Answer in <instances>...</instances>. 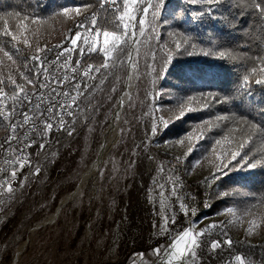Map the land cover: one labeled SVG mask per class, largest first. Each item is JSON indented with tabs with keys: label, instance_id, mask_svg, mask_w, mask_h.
Returning <instances> with one entry per match:
<instances>
[{
	"label": "trees",
	"instance_id": "1",
	"mask_svg": "<svg viewBox=\"0 0 264 264\" xmlns=\"http://www.w3.org/2000/svg\"><path fill=\"white\" fill-rule=\"evenodd\" d=\"M256 2L264 6V0L253 3L225 0L213 6L211 15L197 17L195 13L207 11V4L163 0L160 6L158 0L151 1L158 7L146 17L148 23L137 50L134 90L123 112L118 144L112 149L114 161L133 165L132 176L123 180L119 174L117 181L110 179L105 184L103 205L99 183H96L95 200L91 199V187L86 185L81 197L66 204L56 222L45 229L39 239L43 248L39 253L35 249L28 264H108L112 259L107 258V252L112 247L116 248L118 259L115 264H128L132 259H137L138 264H154L163 253L156 255L154 250H164L170 239L157 232L160 221L156 208L147 198L152 175L147 174L145 167L151 156L170 166L173 160L185 157L189 133L197 148L194 152L197 167L190 181L185 182L184 199L188 205L194 204L193 216L197 220L208 221L199 232L211 224L217 225L199 238L201 249L205 253L209 251L205 256L210 264L215 261L264 264V135L247 129L242 132L243 126L231 120H217L219 116L235 114L264 129V111H261L264 87L254 83L260 78V67L264 64V16L255 9ZM85 5L87 11L79 16L73 13L71 19L57 15L63 8ZM93 15L101 32L118 31L115 22L118 13L109 11L107 4L101 8L99 0H0V42L13 55V60H8L0 52V87L4 90L0 99L15 96L17 89L12 80L20 85L27 82L24 78L27 77L33 84L39 83L42 76L32 60L37 55L36 49L51 47L58 41L71 46L66 37L77 32L88 37L89 32L77 25L85 24L91 29ZM5 27L18 37L17 41L3 35ZM95 35L93 30L90 38ZM25 37L30 41L29 46L23 43ZM185 37H191V43L196 44L195 49L188 47V51L196 54L188 56L183 50L176 53L175 41ZM13 43L19 52L12 48ZM202 50L212 55L204 56ZM219 51L225 52V59L214 58ZM169 52L174 58L167 65ZM126 53L127 47L119 65L107 71L103 69V56L74 51L76 59L94 66L93 75L73 95L75 103L91 95L96 105L94 115L80 128L75 139L34 176L13 213L0 226V264L12 263L17 246L27 238L28 230L52 214L62 197L74 191L77 179L94 159L124 88ZM97 68L99 72L95 71ZM253 68L257 69L256 73H252ZM245 75H250L252 82L247 93L241 87ZM102 79V86L96 91ZM209 91L217 94V100L205 97ZM150 104L156 107L152 112ZM181 104L186 115L177 119ZM189 108L193 110L187 111ZM151 114L158 117L154 135H151ZM59 133L60 126L44 136L38 135L26 156L28 163L32 164L46 152ZM217 140L222 143L217 145ZM179 141L182 145L176 146ZM241 143L245 144L242 150ZM232 151H241L242 156L246 153L249 162L260 163L248 169L238 168L237 162L232 161L228 168L218 171L217 165L223 167L222 160L223 164L231 161ZM192 155L186 158L187 162ZM13 170L16 176L9 175L11 181L18 182L26 173L25 167ZM100 206L102 209L97 214ZM223 215L229 219L227 225L221 221ZM252 220L259 226L254 229L258 238L250 244L245 236ZM175 224L186 226L181 213L176 216ZM86 226L90 231L88 241ZM217 241L219 247L213 249L211 245Z\"/></svg>",
	"mask_w": 264,
	"mask_h": 264
},
{
	"label": "rangeland",
	"instance_id": "2",
	"mask_svg": "<svg viewBox=\"0 0 264 264\" xmlns=\"http://www.w3.org/2000/svg\"><path fill=\"white\" fill-rule=\"evenodd\" d=\"M118 8H120L122 10L123 4H120ZM136 15L139 18L141 16V13L137 12ZM145 27H146V25H145ZM137 31L139 33V27L138 26H137ZM130 32H131V30H130ZM119 34H122V29H121V33H119ZM90 39L97 42L100 47L104 46L103 45V39L104 38H103L102 34L99 37H97L95 35V36L91 37ZM130 45H131V42L128 43L127 45H122L120 47V49L114 53L113 58L109 61V66L107 68L103 67V69L108 71V70H111L112 68H115L117 65H119V63L121 62V59L123 57V55H122L123 51L127 47V53L125 54V57H124L125 67L127 70V59H128V53L130 50ZM71 47H72V45H71ZM80 47L86 48L87 46L83 43V41H81ZM137 50H138V48H137ZM77 51L79 54H82L79 51V49ZM91 53H98L100 56H103L104 60H105V55L103 53H101L100 51H95V52H91ZM84 54H87V51H85L82 55H84ZM137 61H138V55H137V51H136L135 58H134L136 75H137ZM127 73H128V70H127ZM125 78H126V76H125ZM136 78H137V76H135V80H136ZM103 80L104 79H102L98 82L99 87L96 89V91H98L101 88ZM124 81H125V79H124ZM134 83H135V81H134ZM123 84H124V82H123ZM20 85H23L24 91H30L34 88H37V86H36L37 84H33V83L29 84L28 82H22ZM18 91L19 90L17 89L15 95L18 93ZM152 106H153V104H150V106H149V108H150L149 110H151V112H152V109L155 110V108H156L155 106H153V107ZM95 109H96V105H95L94 101L91 99V95H89L88 97L83 98L82 100L75 103V105L71 109L72 115H70L69 118L64 120V127L63 128L60 127V133H59L57 139L55 140V142L52 143V145L46 150V152L39 155L37 157L36 161L32 162V164L29 165V170L28 171L26 170V173L24 174V176L22 177L21 180H19L18 182L12 181L11 186L13 187V189H15V193L13 195L7 197V198H4L3 200H0V226L4 223V221L7 219V217L13 213L14 209L18 205V202L20 201L24 192L26 191V186L34 178V176H35L34 173L36 172V170L41 169L44 166H46V164L48 162L52 161L53 158L57 155V153L60 152V150H62L64 147L68 146L75 139L80 128L85 123L89 122V120L92 118V116L94 115L93 113L95 112ZM150 118H151V126L153 127L152 131H151V135H154L157 128H158V124H157L158 117L156 115L151 114ZM121 121H120L119 125L121 124ZM0 122L2 124V131H3V129L5 128L4 126H6V125H4L2 120H0ZM108 125H109V123H108ZM161 125H163V124L161 123ZM161 125H159V127ZM107 127L103 131L101 138H100V141L104 135V132L107 130ZM119 127H118V132H117L116 138L113 142L114 144L111 147V149L109 150V152L106 154V156H105L106 158L104 159L102 165L99 167L97 173L94 176L90 177V179L88 181H86L84 184L81 185V189L78 192H76L74 197L69 198V196L73 192L69 193V194L62 197V199L59 201L58 205L65 202V201L68 204L72 201H75L77 198L81 197L82 192L86 188V185H89L91 187L92 194H93V196H91V199L95 200L96 199L95 194H97V192H98V187H96V183H99L100 190H102V192L100 193V195H101L100 201H101V204L103 205L106 202L105 201V184L107 182H109L110 179H112L113 182L117 181L116 178H118L117 176L119 174H122L123 180L126 178H130L132 176L133 165L120 164L117 161H114V159L112 157V149L118 144V140H119V130H121ZM154 129H155V131H154ZM70 132H71V135H69ZM1 134H2V132L0 133V135ZM100 141H99V143H100ZM100 144H99V146H100ZM185 144H186L185 145V151H184L185 157H183L182 159L173 160L174 162H172L171 166H170V163L165 162V161H161V160L157 159L155 156H151V157H149L148 162H147L146 167H145V169H146L145 171L147 172V174L150 173L152 175L150 182H149L150 186H149V189L147 191V194H148L147 198L150 201V204L156 208L155 212H156V214L159 218V221H160L159 226L157 228L158 229L157 232H159L163 237L167 236V238L170 239L168 244L165 246L163 253L158 257L159 259H157L154 262V264H193L191 257L178 258L179 253H178L177 249L182 248L184 246V241H178L177 238L179 236H181L183 234V232L188 230L189 228L193 229L194 232H199L201 226L205 225L208 222V221L205 222V221L197 220L195 218V216H193L194 204H193V206L188 205V203L184 199V196L186 194V190L184 188L186 185L185 182L190 181V179L192 178V176L194 174L195 168L197 167L196 155L194 154L195 150L197 149L195 142H193V140L189 139V140H187V142ZM181 145H182V143H180V142H178L176 144V146H181ZM99 146H98V148H99ZM176 146H175V148H176ZM189 148H194V150L191 152L193 154L191 156V159L188 160V162H187L186 158L189 157L191 154L190 153V154L186 155V153H188ZM96 152H97V150H96ZM95 155H96V153H95ZM95 155H94V157H95ZM182 168H183V170H182ZM104 169H105V172H107V174L105 176H104V172H103ZM84 171H83V173H84ZM181 172L183 174H181ZM81 176H82V174L77 179L76 185L78 184ZM75 188H76V186H75ZM64 207L61 208L60 212L62 211V209ZM101 209H102L101 206L98 207L97 214ZM178 213H181L185 218L186 226L184 228L182 226L178 227L175 224L176 223V216H178ZM52 214H49L47 216V218L38 222L37 224H35L33 226V228L28 230L27 238L25 239V240H27V244H26L25 248H23V251L20 253V257L17 260L18 261L17 264H28L30 262L29 260L31 259L32 255L34 254L35 249H37V253H39V251L43 248V244L39 242V239L43 236L45 229L48 228L49 226H52L56 222V220L58 219L57 218L56 220L51 221L49 218ZM165 218H167V221H168L166 228H165ZM222 220L225 221L226 225L229 223V219L226 215L222 216L221 221ZM43 223H48V224L46 226H40ZM90 223L91 222L89 221V224ZM88 226H86V230H87ZM171 226L173 228H175L176 230H172V228H170ZM201 237H199V238H201ZM89 238H90V231L87 230L86 235H85V240L88 241ZM257 238H258V235H257L256 230H254L252 232V234H249L247 232L246 236H245L246 241H248L250 244L255 242ZM24 241L17 246L15 254L17 253L19 248L21 246H23ZM174 242L177 245L176 248L172 247ZM200 243L201 242L199 239V246L196 250V262H195V264H210V261H208V258L205 256L209 251L205 253L201 249ZM115 249H116L115 247H112L107 252V255H108L107 258L110 257L112 259L110 261H107L108 264H115L118 260L116 257ZM15 254H14V256H15ZM77 258H78V255H77ZM136 261H138V260L132 259L128 262V264H138V263H136ZM220 262L221 261H215L213 264H219Z\"/></svg>",
	"mask_w": 264,
	"mask_h": 264
},
{
	"label": "snow or ice",
	"instance_id": "3",
	"mask_svg": "<svg viewBox=\"0 0 264 264\" xmlns=\"http://www.w3.org/2000/svg\"><path fill=\"white\" fill-rule=\"evenodd\" d=\"M225 0H188V3L196 5V4H207L209 7L207 9V11H203V12H197L194 15H196L197 17L203 16L204 14H212V10H213V6L215 5H220L222 3H224ZM250 3H253L254 0H249ZM100 6L101 8L104 7L105 4H112V5H120L123 4V9L121 10L120 8H115L114 11L116 13H118V15L116 16V26H117V30L118 31H103L101 33L100 30L97 29V17L95 15H93L92 17V27L91 29L88 28L87 25L85 24H78V27H83L85 28L88 32H89V36L85 37L82 33H75L74 35H68L66 38L70 41V44L72 45L71 48L68 49H64L63 45H54V48L57 49H62L58 55H57V60H59V58L63 55H65V52L68 51H77L79 49V51L83 54L85 51L91 53V52H95V51H100L101 53H103L105 55V64L103 65V67L107 68L109 66V61L113 58L114 53L120 49V47L122 45H127L130 42H135V33H136V29L137 26L139 27V31L141 33V35L143 34L144 31V27L145 25L148 23L146 17L147 15L152 11V9L157 8V5H154L151 3V0H99ZM163 0H158V5H162ZM254 7L255 9L260 12L262 14V16H264V6H262L261 3H254ZM88 6H80V7H76V8H63L62 11L60 13H58L57 15L59 16H63L66 18H73L71 14L75 13L76 16H79L82 12L87 11ZM140 12L141 16L138 18L136 13ZM153 15H156V12H152ZM36 22V21H34ZM122 29V34H119V30ZM93 30H96V36L99 37L101 34L103 35V47H100L98 45L97 42L93 41L90 39L91 36V32ZM131 30V32H130ZM4 36H11L13 41H17L18 37L13 34L11 31L8 30L7 27H5L4 32H3ZM81 41H83V43L87 46L86 48H81L80 47V43ZM23 43L25 46H29L30 41L27 39V37H25V39L23 40ZM12 48L16 50V52H19V49L16 47V44L13 43ZM192 47L193 49L196 48V44L195 43H191V37H185L183 40H177L175 41V49H176V53H180L181 50H183L184 52L187 53L188 56H192L196 53L192 52V51H188V47ZM50 51L49 48L45 47L43 49L41 48H37L36 52L37 55L32 57V60L35 63L36 67L39 68H43V64L44 61L42 60L41 56L39 55V53L41 52H48ZM0 52H3V55L5 57H7L8 60H13V55L9 52L4 50V47L2 45V42H0ZM202 54L204 56H209L212 55V52L210 51H203L202 50ZM174 55L173 53L169 52L167 54V59L165 61V63L167 65H169L171 63V61L173 60ZM214 58L216 59H225L226 58V54L224 51H219L218 55H216ZM129 60L131 61V54L129 56ZM79 63V62H77ZM65 64H67V61H65ZM63 67V65H62ZM92 65H89V68L83 73V75L88 76L92 70H93ZM133 67H135V65H133ZM100 69H95V71L99 72ZM166 70V68L164 69V71ZM73 71H75V69H73ZM257 69L253 68L252 69V73H256ZM260 78L255 79L254 83L257 86H262L264 87V64L261 65L260 67ZM27 82L29 84L32 83V81L30 79H27V77H24ZM9 79L11 80V77H9ZM70 79L69 77H65V80ZM13 86L18 89V93L16 96L12 97V99L14 100H19L21 98L20 94L23 93L24 96L26 97V93L24 91V87L23 85H18L15 83L14 80L11 81ZM2 83V82H0ZM57 83H59V81H57ZM47 85H45L46 87ZM242 89L245 90V93H247L251 87H252V82L250 81V75H245L243 77V83L241 85ZM3 88L0 87V94H3ZM205 97H211L212 100H217V94L213 93L211 91H209L208 93L205 94ZM202 97V98H205ZM73 104L76 101V97L73 96L71 97ZM191 99V98H189ZM43 100L41 101V104L36 105V109L39 110L40 107L43 104ZM0 105H3V99H0ZM61 107V108H68L71 109L72 104H59V105H54L52 108H47L44 111L45 112H51L54 111L55 107ZM207 106V105H206ZM192 108H189L187 111H192ZM261 111H264V109H262ZM44 113H40L41 118L43 117ZM68 115H72L71 111L68 112ZM186 115V112L183 110V104H181V111L179 113V116L177 117V119L183 118ZM0 116H2L4 119H10V113L8 112L7 109V105H3V107H0ZM218 121H228L231 120L234 123H239L241 124L243 127L240 129L242 132L247 130L252 131L253 133H260L261 135H264V129H262L260 127V125H258V123L253 122L252 120L248 119L247 117H240L237 115H232V116H219L217 117ZM205 123H208L207 121ZM32 124L33 126V130L37 131L38 134L40 136H44L45 133H47L48 131H50L53 127V124L48 122L47 120H44L42 125L41 122L36 120L35 116H31L28 114H24L23 116V121L21 125H16V124H12V131L15 132L17 127H26L27 125ZM166 126V125H165ZM60 127L63 128L64 127V121L63 118L61 117L60 120ZM155 131V129H154ZM69 135H71V132L69 133ZM202 133H201V137H202ZM192 134L189 133L188 135V139H191ZM201 137H197V139H200ZM9 139H19V137L16 136H12ZM227 139V138H225ZM182 143V141H179ZM217 145H220L222 143L221 140H217L215 142ZM245 143H247V141H245ZM30 146V145H29ZM245 144L241 143L239 145V148L242 150L244 148ZM44 145H41V148H43ZM194 150V148H189L188 153H186V155L190 154L192 151ZM240 157V160H237V158ZM219 158V157H218ZM21 158H17V160H20ZM232 161H236L237 164L239 165L238 168H248V169H252L256 166L257 163H260V161H257L256 163H252L249 162V157L248 155L245 153L242 156V152L241 151H232L231 152V161H228L227 164H223V160H222V165L223 167H221V165H217V170L218 171H223L224 168H228L231 164ZM13 161H9V163H12ZM21 167H23V163H21ZM40 169H37L36 172L34 173V175H39ZM11 177H15L16 176V171L13 170L12 173L10 174ZM7 183H9V188L7 189L8 192H12L13 189L11 187V181H8ZM229 213L232 212L231 209L227 210ZM168 221L167 218H165V228L167 227ZM259 224L257 223L256 220H252L249 222V227L247 229L249 234H252V232L254 231V229L256 227H258ZM217 227V225L211 224L208 226V229H205L201 232H194L193 229L189 228L188 230L184 231L183 234L181 236H179L177 239L178 241H184V246L182 248L177 249L178 253H179V257L178 258H184V257H191L193 264H195L196 262V250L199 246V237L204 235L205 231H208L212 228ZM219 241L217 242H213V244L211 245V247L213 249L219 247ZM228 244H231V241H227ZM173 248H176L177 245L174 242L172 245ZM164 250L162 249H155L154 253L156 255H160ZM239 257H237V260L239 261Z\"/></svg>",
	"mask_w": 264,
	"mask_h": 264
},
{
	"label": "built area",
	"instance_id": "4",
	"mask_svg": "<svg viewBox=\"0 0 264 264\" xmlns=\"http://www.w3.org/2000/svg\"><path fill=\"white\" fill-rule=\"evenodd\" d=\"M107 8L113 12L117 8V5L107 4ZM63 48L68 49L71 46L65 44ZM61 50L57 48L50 50L41 57L44 64L43 68L38 67L42 79L37 83V88L25 91L26 97L21 93L19 100L12 99L14 96L3 98V105H7L10 119H5L7 136L0 141V200L15 193V189L12 186L13 191H7L9 188V183L7 182L11 181L9 175L12 173V170L21 167V163H23V167L27 171L29 170L30 164L26 156L39 135L37 131L33 130L32 124L26 127H17L15 132L12 131V124L21 125L24 114H28L35 116L36 120L41 122V125L44 120H47L53 124L51 130L57 129L60 126L61 117L64 120L67 116H70L68 112L71 109L57 106L51 112H45L44 110L52 108L54 105L72 104L71 97L93 75V70L88 76L83 75L90 64L88 61L76 59L74 51L65 52V55L57 60V55ZM65 61H67V64H65ZM65 77H69L70 79L65 80ZM45 85L47 86L45 87ZM42 100L44 102L40 109L37 110L36 105L41 104ZM3 105H0V107H3ZM40 113H44L42 118ZM12 136L19 137V139H9ZM17 158L21 159L17 160ZM9 161L13 162L9 163Z\"/></svg>",
	"mask_w": 264,
	"mask_h": 264
},
{
	"label": "bare ground",
	"instance_id": "5",
	"mask_svg": "<svg viewBox=\"0 0 264 264\" xmlns=\"http://www.w3.org/2000/svg\"><path fill=\"white\" fill-rule=\"evenodd\" d=\"M139 33L136 29V33H135V42H131L130 45V50L128 53V59H127V70L128 73L126 75L125 81H124V88L122 90V93L120 94L119 98H118V102L116 105V108L114 110V112L112 113L113 115L110 118V122L109 125L107 127V130L104 132V135L100 141V146L97 149L96 155L94 157V160L90 163V165L88 166V168L84 171V173H82V176L77 184V188L75 192H78L81 189V185L84 184L86 181H88L90 179V177L94 176L99 167L102 165L104 159L106 158V154L109 152V150L111 149V147L113 146V142L116 138L117 132H118V127L120 126L119 123L122 120V116H123V112L124 109L126 108L127 104L130 101L132 92L134 90V81H135V76L136 75V69L135 67H133L134 65V58H135V53L137 51V48L139 46L140 43V37H139ZM66 43L64 41H58L57 44L55 45H65ZM54 46V45H53ZM53 46L48 47L50 50H54L56 48H54ZM44 54H47V52H41L39 53V55L42 57ZM131 54V61L129 60V56ZM136 61V60H135ZM0 120H2L5 125H6V121L5 119L0 116ZM119 125V126H118ZM5 128L2 131V134L0 135V141L3 138H6L7 136V131H6V126H4ZM76 194V193H75ZM75 196V195H74ZM66 202V201H65ZM64 203V202H63ZM62 205V203H61ZM60 209V208H59ZM56 215H54V213L50 216V220L54 221ZM23 246H21L19 248V250L17 251L16 256L13 259V263L12 264H17V260L20 257V253L23 251Z\"/></svg>",
	"mask_w": 264,
	"mask_h": 264
},
{
	"label": "water",
	"instance_id": "6",
	"mask_svg": "<svg viewBox=\"0 0 264 264\" xmlns=\"http://www.w3.org/2000/svg\"><path fill=\"white\" fill-rule=\"evenodd\" d=\"M151 1H152V0H151ZM144 30H145V27H144ZM143 34H144V31H143ZM143 34L141 35V33H140V31H139V35H140L139 37H140V39H141V37L143 36ZM124 85H125V84H124ZM121 93H122V92H121ZM121 93H120V94H121ZM119 96H120V95H119ZM118 98H119V97H118ZM118 98H117V99H118ZM117 102H118V100H117ZM114 110H115V109H114ZM113 112H114V111H113ZM110 118H111V117H110ZM109 122H110V120H109ZM76 186H77V185H76ZM76 188H77V187H76ZM76 188H75V190L73 191V193L69 196V198L74 197V195H75V193H76V192H75V191H76ZM68 201H69V200H68ZM66 204H67V202L62 203V205L59 204V205L57 206V208L54 210L53 213H54V215H56L55 219L58 218L57 216L59 215V212H60L61 208L64 207ZM59 208H60V209H59ZM47 224H48V223H43V224L40 225V226H46ZM26 244H27V240L24 241V244H23V247H24V248H25ZM16 254H17V253H16ZM16 254H15V256H16ZM15 256H14V257H15ZM13 259H14V258H13ZM13 259H12V261H11L12 263H13ZM12 263H11V264H12Z\"/></svg>",
	"mask_w": 264,
	"mask_h": 264
}]
</instances>
